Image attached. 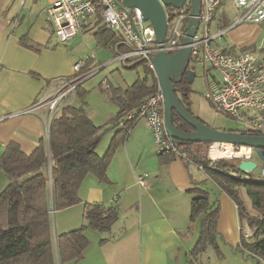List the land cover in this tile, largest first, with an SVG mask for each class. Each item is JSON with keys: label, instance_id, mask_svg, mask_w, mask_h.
Returning a JSON list of instances; mask_svg holds the SVG:
<instances>
[{"label": "crops", "instance_id": "0c3cea01", "mask_svg": "<svg viewBox=\"0 0 264 264\" xmlns=\"http://www.w3.org/2000/svg\"><path fill=\"white\" fill-rule=\"evenodd\" d=\"M219 13L215 29L212 27L214 33L221 30V25L228 27L233 22L221 6L215 11V18ZM100 26L92 18L76 37L82 30L93 33ZM52 38L42 2L0 0V155L9 142L17 143L28 155L41 138L46 139L48 113L45 107L36 105L58 89V80L72 76V67L78 62L73 47L69 51L70 48L53 43ZM217 44L231 54L264 53V28L260 24L240 25L227 30ZM28 110L33 111L23 113ZM122 125L105 134L102 146L100 139L98 155H104ZM198 170L175 157H158L146 122L137 121L113 156L107 170L108 181L99 183L87 176L78 191L80 202L52 212L54 236L85 225V203L114 205L119 217L111 231L98 233L86 229L89 244L83 259L75 264H264L262 259L233 251L240 239L237 208L220 192L218 252L211 247L200 254L194 251L201 217L188 230V191L200 182ZM143 176L146 184L141 187L137 177ZM4 179L3 175L0 192L7 184Z\"/></svg>", "mask_w": 264, "mask_h": 264}, {"label": "trees", "instance_id": "16d2710c", "mask_svg": "<svg viewBox=\"0 0 264 264\" xmlns=\"http://www.w3.org/2000/svg\"><path fill=\"white\" fill-rule=\"evenodd\" d=\"M224 1L220 0L218 7ZM215 19L214 16L213 21ZM100 23V19L95 17V25ZM225 28L226 25L220 26V29ZM93 35L99 45L111 47L116 54L126 50L120 44L122 37L104 25L96 29ZM132 63L130 69L143 62ZM144 67L149 71L145 64ZM90 70L86 63L74 92L73 100H80L81 105L75 106L72 100L61 108L52 119L47 139L41 138L28 155L20 150L17 143L9 142L0 155V170L7 180L0 192V264L78 263L89 244L86 229L109 233L118 220L117 206L85 203V225L54 236L52 212L80 202L78 191L87 176H93L99 183L108 181L107 170L113 156L118 147L124 144L129 129L135 123L124 122V116L139 109L155 91L154 78L151 85L146 80L138 79L124 90H109V101L118 106V111L108 123L96 127L86 111L85 97L88 91L83 90L80 83ZM191 92L185 78L175 86L176 97L188 113ZM121 123L122 127L112 137L104 155H98L96 150L100 139ZM172 123L181 132L192 131L175 113ZM174 144L185 154L182 161L188 165L203 166V172L215 185V189L211 190L205 181H200L188 191L191 195L188 230L191 231L196 219L202 216L194 251L200 254L211 247L218 252L217 194L220 192L227 195L237 208L240 239L233 251L264 261V181L253 180L252 174L240 172L233 160H209L205 151L208 143ZM262 155L264 160V151ZM241 192L249 200L252 214L248 212ZM245 226L252 231L249 237H245L243 232Z\"/></svg>", "mask_w": 264, "mask_h": 264}, {"label": "built area", "instance_id": "2783aa9c", "mask_svg": "<svg viewBox=\"0 0 264 264\" xmlns=\"http://www.w3.org/2000/svg\"><path fill=\"white\" fill-rule=\"evenodd\" d=\"M39 1L44 4V13L51 25V34L57 44L62 45L71 41L84 25L92 18L98 17L107 29L122 37L120 44L126 50L117 52V59L123 63L143 62L154 76L151 59L159 51L171 55L183 48L182 40L187 36L185 28L189 20L192 19L190 0H186L184 6L179 10H167L166 35L160 48L156 43L153 27L149 22L143 21L140 11L136 8H121L118 5L120 2L118 3L116 0ZM219 3L220 0H200V13L196 17L198 27L189 45L188 66L198 64L209 67L207 71L210 79L207 83L206 98L215 115H225L242 122L245 125L243 133L264 136V66L250 52L231 54L224 46L217 44L218 39L227 30L243 24L263 22L264 0H233L236 13L233 22L227 28L214 33L212 23ZM84 65L82 62H76L72 67V76L68 79L58 80V89L53 94L44 96L37 103L36 107L43 106L48 113L45 121L46 139L54 116L73 100ZM210 71H213L215 75L211 76ZM95 73L96 71L91 69L83 76V80ZM31 111L33 110L23 113ZM140 120L146 122L151 132L154 145L157 148V156L185 159V154L175 147L166 133L164 96L158 82H156L155 91L143 105L135 111L128 112L123 118L124 122ZM232 147H235L236 151L229 155L230 158H237L241 162L253 161L251 148L234 145ZM243 148H247V150L244 151ZM208 158L211 161L220 159L211 158L210 153ZM196 167L203 171V166ZM259 177L258 181H264V166L261 168ZM253 180L257 179L253 178ZM137 183L141 187L145 186V176L137 177ZM243 232L245 237L252 234L247 226L244 227Z\"/></svg>", "mask_w": 264, "mask_h": 264}, {"label": "rangeland", "instance_id": "374dc122", "mask_svg": "<svg viewBox=\"0 0 264 264\" xmlns=\"http://www.w3.org/2000/svg\"><path fill=\"white\" fill-rule=\"evenodd\" d=\"M39 1V0H38ZM41 2V1H40ZM43 3V2H42ZM44 6V4H43ZM224 14L228 19L234 20L236 13L233 7V0H225L223 5ZM221 13L218 14L215 21L212 23L213 29L216 27L217 19L220 17ZM261 27L264 28V21L259 23ZM100 25L103 26L101 22ZM53 43H56V40L52 38ZM62 47L70 48L69 51H72L76 54L77 61L82 62L84 64L88 63L91 69H94L96 73L84 79L81 82V88L83 90L88 91L85 102L87 103L86 111L90 116L93 123L98 125H104L114 117L118 111L117 105L113 102L109 101V90H124L127 86L132 85L138 79L146 80L148 85L152 84L153 78L156 84V78L151 72L147 71L144 67V64H138L135 68L130 69V67L134 64L132 62L123 63L121 60L117 59L116 53L111 48L103 47L98 44L96 38L93 33L82 30L78 37L73 38L71 41L65 44H58ZM74 45V46H70ZM254 55L260 63L264 66V53L260 51H252L250 52ZM136 63V62H135ZM190 68H193L195 72V79L191 84V94L189 96L190 104H189V112L190 114L198 119L203 124L207 125L210 128L221 130V131H234V132H244L245 125L236 120L229 118L225 115H215L209 101L206 98L208 87L207 83L210 79L208 74V66L203 65H190ZM211 76L215 75L213 71H210ZM73 103L75 106H80L81 101L78 99H74ZM141 121V120H140ZM107 135L102 137V141L100 146L103 145L104 138ZM225 144V143H218ZM211 144H207L205 151L208 156L209 148ZM230 144H225L227 146ZM155 154H156V146L154 145ZM225 152L224 149H222ZM231 152H235L236 148L231 147ZM187 154V153H186ZM101 154L100 156H102ZM220 159L233 160L237 165L241 162L237 158L223 157ZM256 163V168L252 172V177L260 180L259 174L261 168L264 166L263 157H261L256 152L253 154V159ZM192 170L194 167L191 166ZM0 178H3V173L0 170ZM7 183V180L4 179ZM198 180L205 181L206 186L213 190L215 189L214 183L207 178L206 174L198 170ZM241 198L246 203L247 210L250 214H252V210L249 207L250 202L245 196L244 192H241ZM202 218V216H200ZM198 217V219L200 218ZM200 228V220H198V232Z\"/></svg>", "mask_w": 264, "mask_h": 264}, {"label": "water", "instance_id": "95a60500", "mask_svg": "<svg viewBox=\"0 0 264 264\" xmlns=\"http://www.w3.org/2000/svg\"><path fill=\"white\" fill-rule=\"evenodd\" d=\"M185 2L186 0H121L118 5L125 9H138L143 21L149 22L153 27L156 43L161 48L166 35L167 10H179L184 6ZM190 5L192 19L189 20L185 28L187 36L182 40L184 47L171 55H167L164 51H159L151 59L155 78L164 96V126L166 133L171 141L178 145L182 143H228L234 146L251 148L263 157L264 136L210 128L188 113L176 97L175 86L182 82L188 69L189 45L198 27L196 17L200 13V0H190ZM186 79L191 86L195 79L194 70L187 72ZM173 113L177 114L192 131L185 133L176 129L172 123ZM256 166L254 161H242L238 164V170L245 174H252Z\"/></svg>", "mask_w": 264, "mask_h": 264}, {"label": "bare ground", "instance_id": "6f19581e", "mask_svg": "<svg viewBox=\"0 0 264 264\" xmlns=\"http://www.w3.org/2000/svg\"><path fill=\"white\" fill-rule=\"evenodd\" d=\"M228 144V143H225ZM225 144H218V143H212V146H210L209 148V153H210V157L211 158H223L226 156H229L232 154L230 148L232 147V145H227L224 146ZM225 150V152H223V150ZM242 150H247V148H243ZM246 153V152H245Z\"/></svg>", "mask_w": 264, "mask_h": 264}, {"label": "flooded vegetation", "instance_id": "af4514ba", "mask_svg": "<svg viewBox=\"0 0 264 264\" xmlns=\"http://www.w3.org/2000/svg\"><path fill=\"white\" fill-rule=\"evenodd\" d=\"M189 70H193V69H192V68H190V66H188V69H187V71H186V74H187V72H188ZM186 74H185V76L183 77V78H185V79H186ZM252 153L254 154V153H255V151H254V150H252Z\"/></svg>", "mask_w": 264, "mask_h": 264}]
</instances>
